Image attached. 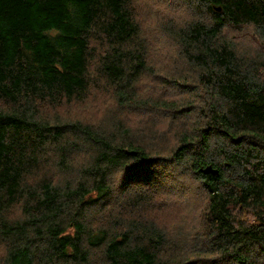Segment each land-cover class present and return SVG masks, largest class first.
<instances>
[{"label":"trees","instance_id":"obj_1","mask_svg":"<svg viewBox=\"0 0 264 264\" xmlns=\"http://www.w3.org/2000/svg\"><path fill=\"white\" fill-rule=\"evenodd\" d=\"M187 1L192 18L164 29L178 79L161 72L185 99H144L138 109L157 124L132 132L65 110L101 84L120 116L138 80L159 76L129 0H0V264H176L150 217L164 162L208 192V256L264 264V0ZM237 34L257 37L261 53L239 51ZM181 102L191 125L176 120ZM159 109L172 114L160 120ZM208 165L218 174H203Z\"/></svg>","mask_w":264,"mask_h":264},{"label":"rangeland","instance_id":"obj_2","mask_svg":"<svg viewBox=\"0 0 264 264\" xmlns=\"http://www.w3.org/2000/svg\"><path fill=\"white\" fill-rule=\"evenodd\" d=\"M129 5L134 14V20L141 26V41H147L149 53L147 54L148 61L146 60V65L149 63L152 73H160L159 76L157 78L152 76L151 79L140 78L138 80L137 94H139V97L131 104L120 107V116L108 114L109 111L117 110V103L114 98L115 90L113 87L101 84H98L100 86L99 91L94 93L93 89H91L90 94L85 96L80 103L74 102L65 107V110L70 115L72 114L84 121H105L103 125L107 126L121 121L134 132L142 123L157 124V122L149 120L153 118L149 111L138 109V103L142 104L144 99L163 98L175 101H183L185 99L183 94L178 97H172L179 93L181 86L163 87L165 79L161 76L162 73L176 77L174 80L178 79V74L173 73V68L178 64L177 57L179 56L178 48L167 38L164 29L169 25H182L188 22L195 12L193 5L187 0H129ZM198 12L203 14L202 9H198ZM200 14L197 16L198 18L203 17ZM235 38L239 51L247 50L255 56L258 52L261 53V50L257 48L258 46L256 47V43L259 41L257 37L252 36L251 40L247 34H237ZM251 56L253 57V55ZM91 74L96 76L95 72H91ZM97 82L98 79L95 78L91 87ZM164 92L167 93V96ZM181 104L182 102L177 104V110L179 111ZM184 113V111H180L176 120L182 119L184 123L191 125L193 119L185 116ZM158 114L160 120H163L164 117H168L172 112L159 109ZM156 127L159 130L165 127V132L170 131L169 125H163L160 122L159 126ZM168 141L170 146L175 143V139L172 137ZM141 142L144 146H147L145 139L141 140ZM261 161H263L262 165H264V158ZM152 175L154 178L152 184H156L153 187L161 188L163 195L156 196V202L159 201V203L151 210L150 217L160 229L166 231L169 245L180 246L177 248L178 253H175V247V251L169 254L172 260L175 259L173 262L176 264H225V262H219V256H216V253L209 256L207 254L209 247L206 243L208 234L204 223V213L209 197L203 183L188 171V167L181 168L178 165L165 162L164 165L162 163L156 165ZM116 176L114 181L117 188V185L121 182L122 174ZM128 210L131 213L132 210ZM252 219L253 217L250 215L248 220L251 221ZM94 227L96 228V226ZM165 253L166 250L162 252L160 258H165L163 256ZM200 257H203V259Z\"/></svg>","mask_w":264,"mask_h":264},{"label":"water","instance_id":"obj_3","mask_svg":"<svg viewBox=\"0 0 264 264\" xmlns=\"http://www.w3.org/2000/svg\"><path fill=\"white\" fill-rule=\"evenodd\" d=\"M200 171L205 175H212L215 176L218 174V171L213 169L211 165H208L205 168L200 169Z\"/></svg>","mask_w":264,"mask_h":264},{"label":"bare ground","instance_id":"obj_4","mask_svg":"<svg viewBox=\"0 0 264 264\" xmlns=\"http://www.w3.org/2000/svg\"><path fill=\"white\" fill-rule=\"evenodd\" d=\"M131 4V3H130ZM148 58V57H147ZM9 213V212H8ZM13 214V213H12Z\"/></svg>","mask_w":264,"mask_h":264}]
</instances>
